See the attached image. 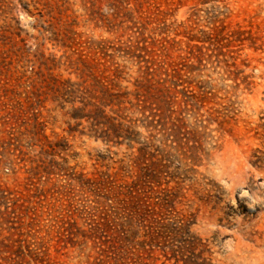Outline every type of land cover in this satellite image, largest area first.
I'll return each mask as SVG.
<instances>
[{
	"label": "rangeland",
	"instance_id": "1",
	"mask_svg": "<svg viewBox=\"0 0 264 264\" xmlns=\"http://www.w3.org/2000/svg\"><path fill=\"white\" fill-rule=\"evenodd\" d=\"M0 264H264V0H0Z\"/></svg>",
	"mask_w": 264,
	"mask_h": 264
}]
</instances>
